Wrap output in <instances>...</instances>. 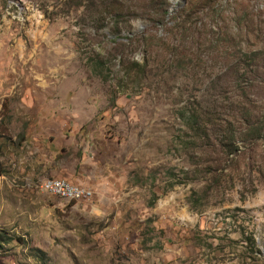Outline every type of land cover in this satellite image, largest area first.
Instances as JSON below:
<instances>
[{
  "label": "rangeland",
  "instance_id": "rangeland-1",
  "mask_svg": "<svg viewBox=\"0 0 264 264\" xmlns=\"http://www.w3.org/2000/svg\"><path fill=\"white\" fill-rule=\"evenodd\" d=\"M91 1L0 0V264H264V0Z\"/></svg>",
  "mask_w": 264,
  "mask_h": 264
},
{
  "label": "trees",
  "instance_id": "trees-1",
  "mask_svg": "<svg viewBox=\"0 0 264 264\" xmlns=\"http://www.w3.org/2000/svg\"><path fill=\"white\" fill-rule=\"evenodd\" d=\"M92 6L87 9L92 20L99 25V27L106 26L108 22L113 20L112 31L117 34L121 27H118V18L122 16H139L148 18L154 24L166 23L165 18L167 17L169 10L167 9V0H92ZM152 12H155L154 15ZM130 38V36H126ZM192 121V120H191ZM236 132H230L226 134L227 143L231 150L236 148L233 146ZM241 140L248 139L250 137L260 138L261 134L259 129L249 125L247 130L240 131L237 133ZM235 145V144H234ZM3 169L0 163V174ZM5 238L0 239V241ZM9 239V238H6ZM18 238L16 237V240ZM18 241V240H17Z\"/></svg>",
  "mask_w": 264,
  "mask_h": 264
},
{
  "label": "built area",
  "instance_id": "built-area-1",
  "mask_svg": "<svg viewBox=\"0 0 264 264\" xmlns=\"http://www.w3.org/2000/svg\"><path fill=\"white\" fill-rule=\"evenodd\" d=\"M44 186H50V187H61L64 189H74V196L71 200H82V199H88L91 196V190L78 184L73 183L71 181H68L66 179L57 178L54 183H46Z\"/></svg>",
  "mask_w": 264,
  "mask_h": 264
},
{
  "label": "bare ground",
  "instance_id": "bare-ground-1",
  "mask_svg": "<svg viewBox=\"0 0 264 264\" xmlns=\"http://www.w3.org/2000/svg\"><path fill=\"white\" fill-rule=\"evenodd\" d=\"M55 180H56V178H52V177L51 178H44L40 184L41 188L44 191L59 195L63 198L72 199V197L74 196V189H64L61 187L44 186V184H46V183H54Z\"/></svg>",
  "mask_w": 264,
  "mask_h": 264
},
{
  "label": "water",
  "instance_id": "water-1",
  "mask_svg": "<svg viewBox=\"0 0 264 264\" xmlns=\"http://www.w3.org/2000/svg\"><path fill=\"white\" fill-rule=\"evenodd\" d=\"M171 11V9H169V12ZM145 24L139 23V28L143 27Z\"/></svg>",
  "mask_w": 264,
  "mask_h": 264
}]
</instances>
